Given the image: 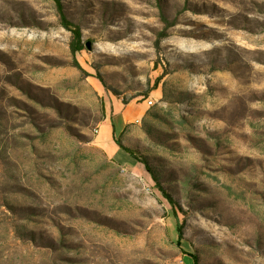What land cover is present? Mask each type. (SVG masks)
<instances>
[{"label": "rangeland", "instance_id": "374dc122", "mask_svg": "<svg viewBox=\"0 0 264 264\" xmlns=\"http://www.w3.org/2000/svg\"><path fill=\"white\" fill-rule=\"evenodd\" d=\"M60 3L74 52L0 0V264H264V0ZM130 101L133 154L97 139Z\"/></svg>", "mask_w": 264, "mask_h": 264}, {"label": "crops", "instance_id": "0c3cea01", "mask_svg": "<svg viewBox=\"0 0 264 264\" xmlns=\"http://www.w3.org/2000/svg\"><path fill=\"white\" fill-rule=\"evenodd\" d=\"M145 108L142 101H130L116 104L109 116H106L98 129L97 139L101 144L114 143L117 133L121 132L126 123L136 121L143 117ZM107 128L101 131L102 127ZM111 128V129H110Z\"/></svg>", "mask_w": 264, "mask_h": 264}, {"label": "trees", "instance_id": "16d2710c", "mask_svg": "<svg viewBox=\"0 0 264 264\" xmlns=\"http://www.w3.org/2000/svg\"><path fill=\"white\" fill-rule=\"evenodd\" d=\"M57 2V6L59 7L58 10L60 11V20L61 23L68 28L69 30L72 31V41H71V48L72 51H76L82 48V43H81V32L79 30V27L72 23L69 19L66 18L65 14L63 13L62 9H61V3L60 0H56ZM116 143L123 148L126 152L133 154V150L126 146L125 144H123L121 142L120 139L116 138ZM140 162H142L146 168V170L149 172L150 176L152 177V179L155 181L156 186L158 187V189L162 192V194H164L165 197L168 198V200L170 202H174L173 198L171 197V195L165 190V188L163 187V185L160 183L159 179H158V175L155 171V168L148 162V160L145 157H141ZM175 231L177 233V239H176V244L178 246H181V239H182V234H181V227L176 223L175 225ZM189 256H191L192 260H193V264H197V257L195 254L193 253H189L188 251H185Z\"/></svg>", "mask_w": 264, "mask_h": 264}, {"label": "built area", "instance_id": "2783aa9c", "mask_svg": "<svg viewBox=\"0 0 264 264\" xmlns=\"http://www.w3.org/2000/svg\"><path fill=\"white\" fill-rule=\"evenodd\" d=\"M146 102H147V104L149 105V99H148V100H146ZM94 131H97V129H96V128H94Z\"/></svg>", "mask_w": 264, "mask_h": 264}, {"label": "water", "instance_id": "95a60500", "mask_svg": "<svg viewBox=\"0 0 264 264\" xmlns=\"http://www.w3.org/2000/svg\"><path fill=\"white\" fill-rule=\"evenodd\" d=\"M86 46L89 48V47H90V43H89V42H87V43H86Z\"/></svg>", "mask_w": 264, "mask_h": 264}, {"label": "bare ground", "instance_id": "6f19581e", "mask_svg": "<svg viewBox=\"0 0 264 264\" xmlns=\"http://www.w3.org/2000/svg\"><path fill=\"white\" fill-rule=\"evenodd\" d=\"M151 102H152V101L149 99V104H151Z\"/></svg>", "mask_w": 264, "mask_h": 264}]
</instances>
